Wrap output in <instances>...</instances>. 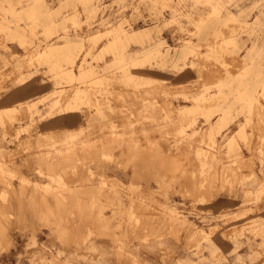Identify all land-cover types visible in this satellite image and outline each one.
Instances as JSON below:
<instances>
[{
    "label": "rangeland",
    "instance_id": "374dc122",
    "mask_svg": "<svg viewBox=\"0 0 264 264\" xmlns=\"http://www.w3.org/2000/svg\"><path fill=\"white\" fill-rule=\"evenodd\" d=\"M84 1L0 0V51L6 52V43L16 40L23 47L22 57L32 58L39 52L44 54L50 46H67L64 43L80 42V37L97 33L99 42L92 55L103 60L92 62L91 67L99 74L111 73L118 77L110 65L112 49L108 51L105 45L114 44L112 35L115 32L123 38L137 30L148 31L147 36L137 37V40L115 43L124 47L122 53L129 63L137 62L129 66L128 72L137 77L161 79L164 84L156 83L149 87V94L147 88L141 92L142 89L133 91V88L122 87V91L115 84L103 94L97 92L93 95L91 92L92 103L111 104L112 111L107 109L104 116L95 117L93 124H89L76 139V149L74 144L71 148H59L63 150L60 152L57 148H48V141L42 146L40 141L25 142L26 135H18L25 126L31 136L43 133L37 120L44 114L41 110L34 113V118L30 112L23 111L11 124L0 125V143L8 139L10 145L4 147L7 152H0V262L3 257H10L15 264H71L70 261L75 259L81 264H264V0ZM33 5L41 6L37 10L39 12L34 17H27L26 12ZM16 32L25 36L24 44L15 36ZM223 45L228 50L223 56L226 66L213 51L221 50ZM70 47H64V50H70ZM72 47V57L77 56L76 63H81L86 55L85 49ZM101 47L107 54L100 52ZM154 49L160 54L152 58L150 52ZM145 56L148 58L143 61ZM13 57L6 59L0 56V90L11 82L22 84L40 74L41 70H46L41 75L53 82L57 89H66L69 95L71 88L86 86L68 83L65 74L59 75L50 69L46 56L42 58L39 55L40 62L29 66L17 65ZM182 84L186 86L176 88ZM219 89L222 94H217L207 103L208 106L215 104L203 107L201 111L196 108L193 113L179 114V106H191L193 96L199 92L210 93ZM177 90L188 93L187 101L176 94ZM244 91L254 98L251 107L245 104V100L243 102ZM142 93H147V96ZM55 99L56 96H49L44 102L47 111L45 103ZM152 103L156 106L153 113L150 111ZM141 106L148 107L149 114L145 120L139 112ZM217 106L222 108L220 114L226 118L215 135L216 145L202 144L203 150L199 151L202 131L218 114L215 112L207 117L201 112L207 109L213 112ZM171 107L176 110L172 111ZM247 108L250 113H247ZM91 111L93 113L92 109L81 108L84 123ZM126 114L135 115L132 121L145 123V126L138 124L136 127L137 131L141 129L139 133L142 127H146L145 130L152 128L149 130L151 133L143 129L148 137L143 136L144 132L137 133L134 138H127L126 133L119 135L123 129L124 132L130 130ZM161 121L162 128L158 129ZM188 122L193 123L194 128ZM121 123L124 128H121ZM240 125L246 129L247 135L239 141L240 148L231 157L222 145ZM181 128L187 134L179 133ZM62 130L65 129L51 131L54 135H61ZM193 130L200 131L201 136L197 133L199 137L196 134L193 139L188 135ZM128 139L131 140L126 144ZM120 146L126 154L121 152L120 155L128 158L140 150L141 158L137 157V151L134 157L138 159L133 156L125 159L119 155ZM148 148L156 151L158 148L164 156L160 152L158 157V152ZM51 150L54 152H49ZM127 150L131 152L128 151L129 155ZM150 150L156 152L152 157L148 156ZM35 156L39 165L35 164ZM165 157L172 163L167 164L168 167ZM61 158L67 160L61 161ZM131 159L138 160L137 164ZM151 159L155 162L153 165ZM131 161L135 164L132 165ZM45 163L49 167L44 166ZM214 164L218 165L217 168ZM46 169L54 171L55 175L58 173L62 179L52 180L46 190L36 185L26 187L28 192L22 190L21 186H31L32 183L30 180L20 181V176L46 183L47 180L36 173V170L45 172ZM113 169L126 174L127 179H117ZM136 169L142 172V179L131 177ZM48 201L51 207L43 208ZM216 203L220 205L217 207ZM225 203L231 205L224 206ZM107 211L111 214L110 219L106 216ZM103 212L106 213L104 218L101 217ZM42 230L53 235L51 244H56V247L51 249L35 242L33 235ZM10 238H13L12 247H9ZM16 239L26 242L21 251ZM102 241L109 242V251L105 247L101 249Z\"/></svg>",
    "mask_w": 264,
    "mask_h": 264
},
{
    "label": "bare ground",
    "instance_id": "6f19581e",
    "mask_svg": "<svg viewBox=\"0 0 264 264\" xmlns=\"http://www.w3.org/2000/svg\"><path fill=\"white\" fill-rule=\"evenodd\" d=\"M86 2H88L89 0H85ZM84 1V2H85ZM41 6H39V7H37V5H33V7H31L29 10L30 11H27L26 12V16L27 17H34V16H36L37 15V13L39 12V11H37V10H39V8H40ZM149 32L148 31H139V30H137V31H134V32H132V33H130V34H128V35H125L123 38H122V35L120 34V33H118V32H115L113 35H112V41H113V43L114 44H111V45H108V44H106L105 46V48L109 51L110 49H112V59H111V64L110 65H112L113 66V68H114V73H118L119 74V76L117 77V76H112L111 75V73H104V74H99L98 73V71H96L94 68H92L91 67V64H92V62H100V61H102L103 60V58H98V59H96L93 55H92V50H94V48H95V46L98 44V40H99V35L96 33V34H92V35H89V36H87V37H80V39L82 40V41H80V42H75V43H72V42H68V43H64V44H66L67 46H65V45H63V44H56V45H54V46H50L49 48H48V50L47 51H44V54H41L40 52L38 53V54H36V55H34L32 58L31 57H27L26 55L24 56V57H19V56H17V55H12V56H14L13 57V59H15V61H16V63H17V65H23V64H25L26 66H29V65H32L34 62H40V60H39V55H40V57H42V58H44L45 56V60H47V63L48 64H50V69L52 70H56V73L57 74H59V75H61L60 73H63V74H65L64 76V78L66 79V81L68 82V83H71L72 85H75V84H86V86L85 87H79V86H77V85H75V86H77V87H75L73 90H71L70 89V91H72V93H71V95H69V94H67V93H69L68 91H66V89H61V88H59V89H56V90H53V91H51L48 95H47V97H45V98H42V99H39V100H37V101H34V102H32V103H27V104H25L24 106L23 105H20V106H17V107H10V108H6V109H1L0 110V125H3V126H5V125H7V123H12V122H14L15 120H16V118H17V116H19V115H21V112H23V111H26V112H30V114L33 116V118H34V113H39L40 112V109L38 108V104H44V102L45 101H47V99H48V97L50 96V97H53V96H56V99L55 100H51L49 103L47 102V103H45V104H47L46 106L48 107V111L46 112V113H44V114H41L40 115V118H38L37 120L38 121H40V120H42V118H44V117H47V116H54V115H60V114H64V113H73V112H80V110H81V108L82 107H87L88 109H92L93 110V113H92V111H91V114H89L88 115V117H87V121H86V123H85V125L84 126H82L80 129H78V130H67V129H65V130H62V134L61 135H54L53 134V131H47V132H43V133H40V134H38V135H36V136H31L29 133H27L26 132V129L28 128L27 126H25L26 128L25 129H23V132L21 133V131H22V129H21V131H20V133L18 134V135H20V134H22V135H26V141L25 142H28V141H33V142H38V143H40V142H42V146H44V145H46V144H44V142L45 141H48V148H57L56 150L58 151V150H60V152H61V150L62 149H59V148H62V147H64V148H71V147H74L75 145V149H76V147H77V144H75V142H77L76 141V139H78L79 138V136L81 135V134H83V131H84V129H87L88 128V126H89V124L91 125V124H93V121H95V117H97V116H104L105 115V112H106V110L108 109V111H112V106L113 105H111V104H106V105H103L101 102H94V103H92V101H91V98H92V96H91V94L93 93V95H95L94 93H97V92H99L100 94H103V93H105V92H108V90L115 84V85H118L119 86V88L122 90L124 87H130V88H133L132 90L133 91H135V90H141V92H143L144 90L143 89H146L147 88V90H146V92L149 90V87H153V85H155L156 83H158V84H164V82H163V80H161V79H157V78H149V77H143V76H141V77H137V76H135L134 74H132L131 72H128V68H129V66H132L131 64H135V63H137V62H132V63H129L125 58H124V54L122 53V51H123V48L124 47H118V43H115L116 41H118V42H121V41H127V42H130L131 40H137L138 38L137 37H141V36H147V34H148ZM15 36H18L19 38H20V40H21V42H22V44H24L25 42H26V40H25V36L23 35V34H18L17 32H16V35ZM229 42H230V39H229ZM89 43H91V45H89ZM72 45H75V46H77V47H79V48H81V50H84L85 49V57L82 59V61H81V63H76V58H77V56H73L72 57V52L70 51L73 47H72ZM225 45V44H224ZM223 45V47L222 48H220L221 50H213L214 52H215V54H216V56L217 57H219L220 59L222 58V64H223V66H226L227 64L223 61V56H224V54L225 53H227L228 52V50H227V48L225 47ZM69 46H71L70 47V50H64V47L66 48H68ZM21 47V46H20ZM22 49H23V47H21ZM63 48V49H62ZM66 48V49H67ZM64 51H66V52H64ZM100 52H103V53H105V54H107V52H104V51H102V47L100 48ZM28 53V52H27ZM212 53V52H211ZM29 54V53H28ZM159 54H160V52H159V50H157V49H154L153 51H151L150 52V57H152V58H155V57H157V56H159ZM92 55V57L88 60V59H86V58H88L89 56H91ZM87 56V57H86ZM104 57V56H103ZM94 58V59H93ZM148 57L147 56H145L142 60L144 61V60H146ZM44 60V59H43ZM79 60V59H78ZM21 63V64H20ZM84 65V66H83ZM109 65V66H110ZM94 66V65H93ZM75 68H77V70L75 71ZM112 72V71H111ZM219 83V82H218ZM218 83H215L216 84V86L218 85ZM220 84V83H219ZM107 86V87H106ZM186 85H184V84H182V85H179V86H177L176 88L178 89V88H183V87H185ZM91 87H93V88H91ZM123 87V88H122ZM170 88V87H169ZM190 89V88H189ZM68 90V89H67ZM93 90V91H92ZM129 90V89H128ZM154 90V89H153ZM164 90V89H163ZM123 91V90H122ZM173 91V90H172ZM171 91V92H172ZM178 91V90H177ZM180 91V90H179ZM178 91V93H176V94H178V96L179 97H182V98H184L185 99V101H187V96H186V93L187 92H185V93H183V92H179ZM221 91L222 90H218V91H214V92H210V93H212V94H210V93H204V91H201V92H199L197 95H195V96H193V100H194V103L190 106V105H181V106H179V114H181V115H185V114H189V113H193V111H194V109H198V110H202L201 108H207V106H208V104L207 103H209L210 101H212L214 98H212V97H214V96H216L217 94H219V95H221L222 93H221ZM92 92V93H91ZM117 92V91H116ZM128 92V91H127ZM170 92V93H171ZM175 92H176V90H175ZM111 93V92H110ZM124 93V92H123ZM129 93V92H128ZM134 92H132V94H133ZM136 93H137V91H136ZM135 93V94H136ZM148 94L150 93V92H147ZM147 93H146V95L144 94V93H142V95L144 94L145 96H147ZM169 93V92H168ZM190 93V92H189ZM118 94V93H117ZM163 94H164V92H163ZM188 94V93H187ZM191 94V93H190ZM194 94V93H193ZM262 94V93H261ZM176 97H177V95H176ZM175 97V98H176ZM122 98H123V96H122ZM93 99V98H92ZM125 99V98H124ZM242 99H243V102H244V100H245V104H247V106L249 107H251V103H253V101H254V98H253V96L248 92V91H244L243 93H242ZM145 100V99H144ZM122 101V100H121ZM170 102V101H169ZM172 102V101H171ZM198 102V103H197ZM217 102V101H216ZM111 103H112V101H111ZM113 104V103H112ZM213 104H215V103H213ZM213 104H210L209 106H211V105H213ZM169 105H170V103H169ZM121 106V105H120ZM208 106V107H209ZM255 106V105H254ZM259 106V105H258ZM142 107V106H141ZM173 107V106H172ZM172 107H171V110H172ZM212 107H214V106H212ZM218 108L217 109H215L213 112H211V110L210 109H207L205 112H201V113H203V115H207V117H210L213 113H215V112H218V114H217V118L215 119V120H211L210 122H208V127L206 128L205 127V129H204V131H202V133H203V135H202V137H201V139H200V146H199V151H201V150H203V147H202V144H206V145H211L212 144V146L213 145H216V136L215 135H217L218 134V132L221 130V127H222V125H223V123H224V119L226 118L225 117V115L224 114H220V112L222 111V108L220 107V106H217ZM151 112L153 113L155 110H156V106H155V104L154 103H152L151 104ZM169 109H170V107H168ZM256 108V107H255ZM255 108H254V110H255ZM264 108V107H263ZM169 109H168V113H169ZM260 109V108H259ZM167 110V109H166ZM174 110H176V108L174 109L173 108V110L172 111H174ZM210 110V111H209ZM124 111V110H123ZM171 111V113H173ZM199 111V112H200ZM257 111V110H256ZM139 112L143 115V120H145V118H147L148 117V107L147 106H143L142 107V109H140L139 110ZM120 113V112H119ZM125 113V112H124ZM131 113V112H130ZM171 113H170V116H171ZM175 113L177 114V112L175 111ZM174 113V114H175ZM210 113V114H209ZM247 113H250V110H249V108H247ZM255 113V112H254ZM258 113H260V112H258ZM175 114V115H176ZM256 114V113H255ZM261 114V113H260ZM125 116H127V114L125 115ZM133 116H135L134 114H133ZM133 116L132 115H128L127 117V122L128 123H130V125H129V128H130V130H128V132L126 131V132H124L125 130L123 129V131H118L117 133H119L120 132V134L119 135H121V133H126V134H124V135H127V138L129 137V138H132L133 136H135L137 133H139L138 131L139 130H141V129H138V131L136 130V127L137 126H139L138 124H144L143 126H145V123L142 121L141 123H138V121L137 120H134V121H132L131 119L133 118ZM168 116V115H167ZM170 116H169V119H170ZM122 117H124V115L122 116ZM177 117H178V115H177ZM215 117V116H214ZM124 118H126V117H124ZM136 118V117H135ZM260 118H261V115H260ZM123 119V118H122ZM160 120H161V118H159ZM180 120H181V118H179ZM178 119V120H179ZM185 119H187V118H185ZM192 119V118H191ZM34 120V119H33ZM138 120H140L139 118H138ZM172 120V119H171ZM189 120V119H188ZM124 121V120H123ZM173 121V120H172ZM185 121V120H184ZM113 122V121H112ZM186 122V121H185ZM258 122H259V120H258ZM127 123V124H128ZM159 123V122H158ZM172 123V122H171ZM173 123H174V121H173ZM175 123H177V121L175 122ZM174 123V124H175ZM122 124V123H121ZM121 124H120V126H121ZM162 125V121H161V123H159V125L158 126H160V128L158 127V129H161L162 127H161V125ZM184 124H187V123H184ZM188 124L191 126V128H194V127H192V125H193V123H192V125H191V122H188ZM117 125V124H116ZM116 125H114V126H116ZM147 125H148V123H147ZM146 125V126H147ZM153 125V124H152ZM155 125V124H154ZM173 125V124H172ZM180 125V124H179ZM206 125V124H205ZM103 126V125H102ZM119 126V125H118ZM117 126V127H118ZM186 126V125H185ZM52 127V126H51ZM105 127V126H104ZM124 128V126H123V124H122V126H121V128ZM127 127H128V125H127ZM142 127V126H141ZM178 127H180V126H178ZM249 127V126H248ZM24 128V127H23ZM102 128V127H101ZM119 128V127H118ZM128 128V129H129ZM138 128V127H137ZM145 128L146 127H142V131L140 132L141 134H143V132H144V130H145ZM147 128H148V126H147ZM175 128V127H174ZM187 128H189V127H187ZM106 129V128H105ZM144 129V130H143ZM150 129H152V128H149V129H146V130H150ZM173 129V128H172ZM176 129H178V128H176ZM102 130V129H101ZM145 130V131H146ZM153 130H155L154 128H153ZM152 130V131H153ZM245 130L246 129H244L243 128V126H239L235 131H233L227 138H226V140L224 141V143H223V145H222V149H224L225 150V153L226 154H228L229 156H231V157H233L235 154H236V152L235 151H238L239 150V148H240V146H239V141H241V140H243L244 138H245V135H247V133L245 132ZM100 131V130H99ZM105 131V130H104ZM110 132H111V129L109 130ZM113 131V130H112ZM156 131H158V130H156ZM107 132V131H106ZM105 132V133H106ZM150 132V131H149ZM100 133V132H99ZM104 133V132H103ZM139 133V134H140ZM147 134V132H144V134H143V136L145 135V137H148L146 134ZM151 133V132H150ZM179 133H185V134H187V132L185 131V129L184 128H181L180 130H179ZM198 133V131L197 130H193L192 132H190L188 135H190L191 137L193 136V139H195V137L196 136H198V134L200 133V131H199V133ZM113 134V133H112ZM138 134V135H139ZM149 134V133H148ZM197 134V135H196ZM106 135V134H105ZM110 135H111V133H110ZM123 135V134H122ZM123 135V136H124ZM196 135V136H195ZM200 135V134H199ZM28 136V137H27ZM123 136H121V139H122V137ZM137 136V135H136ZM142 136V135H141ZM182 136H184V135H182ZM195 136V137H194ZM201 136V135H200ZM203 136H205V138H206V140H205V138H203ZM115 137H117V136H115ZM119 137V136H118ZM186 137H187V135H186ZM199 137V136H198ZM104 137H102V139H103ZM134 138V137H133ZM144 138V137H143ZM187 140H188V138H186ZM191 139V138H190ZM192 139V140H193ZM198 139V138H197ZM198 139V140H199ZM80 140H82V139H80ZM130 140L131 139H128L127 140V142H126V140H125V142H126V144L128 143V141L130 142ZM136 140H137V138H136ZM197 140V141H198ZM40 141V142H39ZM120 141V140H119ZM173 141H174V138H173ZM82 142H84V141H82ZM86 142V141H85ZM125 142L123 141V143L125 144ZM175 142H176V140H175ZM186 142H188V141H186ZM122 143V142H121ZM123 143H122V145H123ZM134 143V142H133ZM138 143V142H137ZM185 143V142H184ZM191 143V142H190ZM75 144V145H74ZM85 144V143H84ZM131 144V143H130ZM170 144V143H169ZM182 144V143H181ZM80 146H83V144L82 145H80ZM80 146H78V149H79V147ZM103 146H105V143H104V145ZM108 146H109V144L107 145V149H108ZM131 146H133V145H131ZM137 146V145H136ZM174 145H172V147H173ZM191 146V145H190ZM121 147V146H120ZM123 147L125 148V145H123ZM123 147H121V151H120V153H119V151H118V153H119V155L121 154V152H122V150H124V148ZM130 147V146H129ZM128 147V148H129ZM141 147H143V145L142 146H140V148L139 149H142ZM145 147V146H144ZM158 147V146H157ZM63 148V149H64ZM97 148H99V147H97ZM100 148H102V147H100ZM126 148H127V146H126ZM134 148V147H133ZM145 148H147V147H145ZM159 148V147H158ZM158 148H157V151L156 150H152L151 148H148V150L149 149H151L152 151H156V152H158V157H159V153L161 152V151H158ZM161 148V147H160ZM192 148V147H191ZM47 149V148H46ZM45 149V150H46ZM77 149V150H78ZM104 149V148H103ZM102 149V150H103ZM106 149V148H105ZM132 149V148H131ZM130 149V150H131ZM163 149V148H162ZM196 149V148H195ZM44 150V149H43ZM42 150V151H43ZM44 150V151H45ZM49 150V149H48ZM48 150H46V152H48ZM55 150V151H56ZM80 150V149H79ZM94 150V152H95V149H93ZM97 150V149H96ZM110 150V149H109ZM111 150H113V149H111ZM135 150H136V148H135ZM144 150V149H143ZM143 150H142V152H143ZM147 150V149H146ZM145 150V151H146ZM151 150H150V152H151ZM194 150V149H193ZM63 151V150H62ZM71 151V150H70ZM70 151H69V153H70ZM72 151H73V149H72ZM71 151V152H72ZM76 151V150H75ZM99 152H101L100 150H98ZM106 151V150H105ZM128 151L129 150H127V153H128ZM138 150H136L135 152H137ZM0 152H3V153H5V152H7L4 148H1L0 149ZM38 152V151H37ZM36 152V153H37ZM49 152H54V151H49ZM74 152V151H73ZM72 152V153H73ZM114 152H116V151H114ZM130 152V151H129ZM131 152H132V150H131ZM130 152V153H131ZM134 152V151H133ZM135 152H134V154H135ZM141 151L139 150L138 151V156L137 157H139L140 155H141V153H140ZM146 152H148V151H146ZM145 152V153H146ZM155 152V153H156ZM194 152V151H193ZM40 152H38V154H39ZM45 153V152H44ZM56 153V152H55ZM78 152H76L75 154H77ZM91 153V152H90ZM96 153V152H95ZM117 153V154H118ZM123 153V152H122ZM130 153H128V155L130 154ZM140 153V154H139ZM151 153H152V155H151ZM150 153V155H149V153H148V156H154V152H151ZM162 153V152H161ZM33 154V153H32ZM40 154H42L43 155V152H41ZM46 154V153H45ZM65 154V153H64ZM68 154V153H67ZM75 154H72V155H75ZM97 154V153H96ZM124 154V153H123ZM123 154L122 155H120V156H123ZM134 154H131L133 157L134 156H136V155H134ZM3 155V154H2ZM42 155H40L39 156V158H41V156ZM52 155V154H51ZM56 155V154H55ZM55 155H53V156H55ZM59 154H57V156H58ZM61 155V154H60ZM59 155V156H60ZM87 156H88V154H86ZM93 155V154H92ZM100 155V153H98V156ZM103 155H107V154H103ZM124 155H126V154H124ZM143 155H145V154H143ZM147 155V154H146ZM157 155V154H156ZM156 155H155V157H156ZM162 155H163V153H162ZM212 155V154H211ZM52 156V157H53ZM58 156V157H59ZM95 156V155H94ZM93 156V157H94ZM131 156V157H132ZM147 156V157H148ZM164 156V155H163ZM181 156V155H180ZM225 156V155H224ZM239 156V155H238ZM36 157V156H35ZM61 157V156H60ZM66 157V156H65ZM67 157H68V155H67ZM75 157V156H74ZM91 157V156H90ZM124 157V156H123ZM123 157H121V158H123ZM130 157V155H129V157L128 158H126V157H124L125 159H130L131 158ZM137 157H134V158H136V159H138ZM143 157V156H142ZM158 157H156L155 158V160H156V162H157V158ZM170 158H171V155L169 156ZM168 157V158H169ZM209 157V156H208ZM211 157V156H210ZM209 157V158H210ZM44 158H46V157H44ZM71 158V157H70ZM72 158H73V156H72ZM71 158V159H72ZM141 157H139V159H140ZM148 158H150V157H148ZM148 158H147V160H148ZM162 158V157H161ZM166 159H167V157H165ZM215 158H216V155H215ZM218 158V157H217ZM216 158V159H217ZM35 159V158H34ZM33 159V160H34ZM55 159H58L57 157H55ZM63 159H65V160H67V158H63ZM62 158H61V161L63 160ZM135 159V160H136ZM146 159V158H145ZM171 159H173V157L171 158ZM170 159V160H171ZM206 159H207V157H206ZM210 159H212V158H210ZM2 160V159H1ZM36 160H37V157H36V159H35V164H38V161H37V163H36ZM51 160V159H50ZM59 160V159H58ZM132 160V159H131ZM132 160V161H134V162H136V164H137V161L138 160ZM152 160V159H151ZM168 160V163H166V166H167V164H170V161H169V159H167ZM176 160V159H175ZM174 160V161H175ZM189 160H192V159H189ZM203 160V159H202ZM208 160V159H207ZM206 160V161H207ZM223 160H224V158H223ZM231 160H233V159H231ZM235 160V159H234ZM41 161H43V158L39 161V163L41 162ZM47 161H49L48 159H47ZM51 161H53V160H51ZM50 161V163H52ZM57 161V160H56ZM56 161H55V163H56ZM131 161V162H132ZM140 161V160H139ZM144 161V160H143ZM172 161V160H171ZM195 161H197V160H195ZM218 161V160H217ZM217 161H215V162H217ZM1 162V161H0ZM4 162V160L2 161V163ZM10 162V161H9ZM44 162H45V159H44ZM58 162V161H57ZM128 162V161H127ZM130 162V163H131ZM149 162V161H148ZM152 162L153 163H155L153 160L151 161V165H153L152 164ZM165 162V161H164ZM173 162V161H172ZM202 162V161H201ZM209 162H210V160H209ZM208 162V163H209ZM228 163L230 162V160L229 161H227ZM227 162H226V164H227ZM5 163V162H4ZM47 164H48V162H46ZM46 163L45 164H43L44 166L46 165ZM49 163V164H50ZM59 163H60V161H59ZM141 162H139V164H140ZM144 162H142V164H143ZM189 163V162H188ZM198 163V162H197ZM207 163V162H206ZM33 164V163H32ZM53 164H54V161H53ZM135 164V163H134ZM133 164V162H132V165H134ZM145 164V163H144ZM172 164V163H171ZM170 164V165H171ZM191 164H192V162H191ZM199 164V163H198ZM210 164V163H209ZM217 164H219L218 162H217ZM39 165V164H38ZM41 165H42V163H41ZM132 165L130 166V168L132 167ZM157 166V164H154V166ZM161 165V164H160ZM165 165V164H164ZM200 165V164H199ZM198 165V166H199ZM205 165V164H204ZM4 166V165H3ZM47 167H49L48 165H46ZM144 166V165H143ZM149 166H150V163H149ZM161 166H163V165H161ZM160 166V168H162ZM212 166V165H211ZM213 166H215V164L213 165ZM218 166V165H217ZM217 166H215V168H217ZM32 167V166H31ZM40 167V166H39ZM38 167V168H39ZM50 167H54V166H51V164H50ZM120 167V166H119ZM157 167H159V166H157ZM168 167V166H167ZM204 167H206V166H204ZM220 167V166H219ZM46 168V167H45ZM45 168H44V170H45ZM129 168V167H128ZM156 168V167H155ZM160 168L158 169V170H160ZM163 168H164V166H163ZM199 168V167H198ZM48 169V168H47ZM46 169V171L44 172V170H36V173L38 172V174H40L41 176H42V178H44L45 180H47L46 181V183L45 182H38V181H36V180H32V179H26V177H25V175H23V176H20L19 177V179H20V181H23V182H27V180H30L31 181V183L32 184H30L31 186H21L22 187V190H24V191H27L28 192V190H29V188H26V187H32L33 185H36V187H38L39 189H41V190H46L48 187L47 186H49L50 185V183H51V181L53 180H56V178H58V179H62V176L61 175H59L58 173L55 175L54 174V171H50V170H47ZM49 169H52V168H49ZM103 170V169H102ZM167 170V169H166ZM216 170V169H215ZM48 171H50V172H48ZM159 172H161V171H159ZM201 172V171H200ZM35 173V174H36ZM162 173H163V171H162ZM223 173V172H222ZM34 174V173H33ZM161 174V173H160ZM166 174H169V172H167ZM163 175V174H162ZM169 175H171V174H169ZM131 177H133V178H137V179H139V178H141L142 177V172L141 171H139L138 169H136V170H134L133 172H132V176ZM16 178H17V176H16ZM57 179V180H58ZM142 179V178H141ZM62 181V180H61ZM58 182H59V180H58ZM63 182V181H62ZM61 182V183H62ZM64 182H67V181H64ZM63 182V183H64ZM42 183V184H41ZM65 185V184H64ZM35 187V188H36ZM63 187V186H62ZM34 188V189H35ZM37 188V189H38ZM36 189V190H37ZM39 190H37V192H38ZM90 194V193H89ZM34 195V194H33ZM92 196V195H91ZM43 197V196H42ZM45 197V196H44ZM48 197V196H47ZM50 197V196H49ZM97 196H95V198H96ZM100 197V196H99ZM22 198V197H21ZM110 198V197H109ZM131 198V197H130ZM45 200L47 199V198H44ZM44 200V201H45ZM48 200V199H47ZM56 200H58V199H56ZM51 201V200H50ZM50 201H48V202H46L47 204H45L44 206L45 207H43V208H50L51 206H50ZM88 201V200H87ZM95 201V200H94ZM133 201V200H132ZM131 201V202H132ZM22 202V201H21ZM54 202H56V205H58V203H57V201H54ZM128 202V201H127ZM135 202V201H134ZM19 203V202H18ZM23 203V202H22ZM86 202H84V204H85ZM94 203V202H93ZM100 203H102L103 204V202H100ZM107 203V202H106ZM108 203H109V200H108ZM107 203V204H108ZM116 203V202H115ZM125 203V202H124ZM260 203V202H259ZM105 204V203H104ZM117 204V203H116ZM131 204V203H130ZM134 204V203H133ZM18 205V204H17ZM85 205H87L88 206V204H85ZM11 206V205H10ZM54 206H55V203H54ZM86 206V207H87ZM102 206V205H101ZM105 206V205H104ZM104 206H103V208H104ZM124 206V205H123ZM9 206H7V208H8ZM125 207V206H124ZM11 208V207H10ZM9 208V209H10ZM25 208V207H24ZM88 209V208H87ZM21 210V209H20ZM25 210V209H24ZM105 210V209H104ZM89 212V211H88ZM96 212V211H95ZM108 212V211H107ZM116 212V211H115ZM109 213V212H108ZM107 213V215L106 216H108L109 217V219H110V216H111V214L109 213L108 214ZM102 215H101V217L103 216V218H104V214H106L105 212H103V213H101ZM94 217V216H93ZM114 217V216H113ZM27 218H28V216H27ZM121 218V217H120ZM102 219V218H101ZM107 220H108V218H106ZM105 220V219H104ZM112 220V219H111ZM120 220V219H119ZM104 222V221H103ZM162 222V221H161ZM108 223V222H107ZM88 224V223H87ZM85 225V224H84ZM101 225H102V223H101ZM82 226V225H81ZM85 226H87V225H85ZM112 226V225H111ZM113 227H114V225H113ZM189 237V236H188ZM12 247L13 246V238H10V240H9V247Z\"/></svg>",
    "mask_w": 264,
    "mask_h": 264
},
{
    "label": "crops",
    "instance_id": "0c3cea01",
    "mask_svg": "<svg viewBox=\"0 0 264 264\" xmlns=\"http://www.w3.org/2000/svg\"><path fill=\"white\" fill-rule=\"evenodd\" d=\"M6 48L8 49L6 52L0 51V56L3 58L8 59L12 55H17L19 57L23 56L22 55L23 50L16 40L8 41L6 43ZM1 66L2 64L0 61V71H1ZM45 71L46 70H41L40 74L34 75L26 79L22 84L11 82L5 85L0 90V110L10 107H17L20 105L37 101L39 99L47 97V95L51 91L57 89V87H55V84L53 82H51L45 76L41 75V73ZM38 108L41 110L42 113L47 112V108L44 106V104H38ZM83 125H85V123L83 122V116L80 112L54 115L47 117L43 120H40L38 122V128L42 132H47L55 129L78 130ZM24 139L25 137L23 138V140ZM8 142H9L8 139L1 141L0 143L1 147L8 148L10 146ZM112 172L114 173L117 179H120L122 181H125L127 179L126 174H121L120 172H117L114 169ZM219 205H220L219 203H216L217 207ZM230 205L231 203H229V205H226L225 203L224 206H230ZM33 237L35 239V242H37L38 244L45 245L51 249L56 247V244L55 245L51 244L52 243L51 238L53 237V235H51L50 232H47V230H42L41 232L39 231L36 234H34ZM16 243L19 246L20 251L24 248V245L26 244V242L23 241V239L20 240L16 239ZM103 247H105L106 250L109 251L110 250L109 242L102 241L101 249H103ZM70 262L71 264H81V262L78 261L77 259L72 260ZM0 264H15V261L10 257H6V258L3 257L1 259Z\"/></svg>",
    "mask_w": 264,
    "mask_h": 264
}]
</instances>
